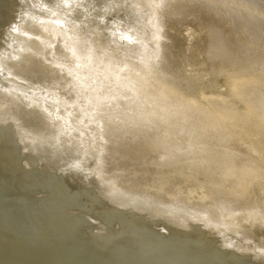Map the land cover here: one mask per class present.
I'll list each match as a JSON object with an SVG mask.
<instances>
[{
  "label": "bare ground",
  "instance_id": "6f19581e",
  "mask_svg": "<svg viewBox=\"0 0 264 264\" xmlns=\"http://www.w3.org/2000/svg\"><path fill=\"white\" fill-rule=\"evenodd\" d=\"M204 3L0 0V264H264V16Z\"/></svg>",
  "mask_w": 264,
  "mask_h": 264
},
{
  "label": "rangeland",
  "instance_id": "374dc122",
  "mask_svg": "<svg viewBox=\"0 0 264 264\" xmlns=\"http://www.w3.org/2000/svg\"><path fill=\"white\" fill-rule=\"evenodd\" d=\"M213 1L214 2L216 1V2L213 3ZM202 2L203 3L205 2L204 4H206L210 8H215V9L223 8V9H225V11L227 13H229V16L233 19H235L236 17L238 18V16H245L246 18H248L250 20V19H260L261 17L264 16V0H206V1L202 0ZM158 3H159V1H158ZM222 4H224V5L222 6ZM249 10L251 12H249ZM237 13H239V15ZM195 34H196V32H193V35H195ZM184 37H185V35L182 36L181 41H183ZM182 58H183V60L186 59V53H184L182 55ZM255 74L258 77H260V75H261V74L258 75L257 73H255Z\"/></svg>",
  "mask_w": 264,
  "mask_h": 264
},
{
  "label": "water",
  "instance_id": "95a60500",
  "mask_svg": "<svg viewBox=\"0 0 264 264\" xmlns=\"http://www.w3.org/2000/svg\"><path fill=\"white\" fill-rule=\"evenodd\" d=\"M190 85V84H189Z\"/></svg>",
  "mask_w": 264,
  "mask_h": 264
}]
</instances>
